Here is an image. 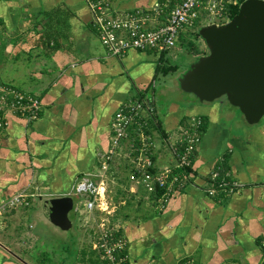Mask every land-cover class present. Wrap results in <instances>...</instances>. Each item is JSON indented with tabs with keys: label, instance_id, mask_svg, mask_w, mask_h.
<instances>
[{
	"label": "crops",
	"instance_id": "0c3cea01",
	"mask_svg": "<svg viewBox=\"0 0 264 264\" xmlns=\"http://www.w3.org/2000/svg\"><path fill=\"white\" fill-rule=\"evenodd\" d=\"M178 2L111 0L109 13L160 8L148 23L155 28ZM207 26L200 21L183 30L167 52L131 49L118 58L102 45L84 0H0V78L41 102L35 120L9 113L0 134V264L47 263L42 254H49L51 238L69 258L56 263L99 264L95 242L90 248L80 228L87 214L123 233L132 264L262 263L264 119L249 125L226 98L200 103L181 89L186 72L167 71L178 63L182 42L192 63L209 54L197 36ZM134 98L154 102L151 154L132 155L133 130L103 171L111 120ZM193 117L204 122L201 142L188 180L173 186L163 207L139 184V171L150 157L156 171L173 167L172 146ZM214 173L228 189L239 186L210 195ZM89 174L101 187L103 211L88 212L85 198L73 193ZM20 193L28 205L9 207ZM59 197L73 201L71 232L44 214L45 200Z\"/></svg>",
	"mask_w": 264,
	"mask_h": 264
},
{
	"label": "built area",
	"instance_id": "2783aa9c",
	"mask_svg": "<svg viewBox=\"0 0 264 264\" xmlns=\"http://www.w3.org/2000/svg\"><path fill=\"white\" fill-rule=\"evenodd\" d=\"M244 1L179 0L168 11L163 23L155 28H148V23L155 19V16L159 15L162 9L155 8V12L158 14L144 10H133L112 15L109 13L111 0H85L91 10L94 27L102 45L109 54L118 58L124 57L131 49L167 52L176 46L183 30L194 29L200 21L209 25L223 24L229 20L228 10L230 6H240ZM40 109L41 102L36 96L18 91L0 81V134L7 126L9 113L35 120ZM155 113L153 100L134 98L128 100L114 114L111 121V147L109 154L104 155L103 171L108 169V162L112 159V155L120 150L122 142L129 137L131 130L138 132L143 149L141 153L148 155L146 151L153 147L150 125L156 122L153 120ZM203 126L202 118L193 117L182 128L179 141L171 149L175 159L173 167H166L153 172L155 169L150 159L142 164L139 171V184L149 194L155 193L157 188H166V192L158 199L161 203L167 200L169 191L173 189L174 185L181 180H188L187 168L191 166L192 158L200 145ZM218 178L219 174L214 173L212 180L217 189L211 188L209 190L210 195H215L218 188H228V183ZM238 186L239 184L236 183L231 184L228 192H232ZM73 193L85 198V209L88 212H93L96 209L103 211L101 187L92 179L90 174L83 176L75 183ZM22 204L28 205L24 193L17 194L7 203L9 207ZM96 245L98 246L99 252H97L101 264H126L129 257L126 252V239L123 236L114 238L113 229H106L105 232H101L99 242ZM261 264H264V244Z\"/></svg>",
	"mask_w": 264,
	"mask_h": 264
},
{
	"label": "water",
	"instance_id": "95a60500",
	"mask_svg": "<svg viewBox=\"0 0 264 264\" xmlns=\"http://www.w3.org/2000/svg\"><path fill=\"white\" fill-rule=\"evenodd\" d=\"M209 54L189 67L181 89L200 103L221 98L237 108L249 125L264 119V0H245L223 24L200 31ZM44 214L56 226L71 229L70 197L45 200Z\"/></svg>",
	"mask_w": 264,
	"mask_h": 264
},
{
	"label": "rangeland",
	"instance_id": "374dc122",
	"mask_svg": "<svg viewBox=\"0 0 264 264\" xmlns=\"http://www.w3.org/2000/svg\"><path fill=\"white\" fill-rule=\"evenodd\" d=\"M192 32H193V35H195V31H192ZM201 38H202V36H201ZM182 45L183 46H180V52L178 55L179 57L177 59L178 63L173 64L175 66L174 69L176 71L175 76H178V74H180L179 73L180 71L183 73H185V72L188 73L189 67L192 64L193 59H194L191 54H188L187 51H185L186 50L184 48L185 44L183 42H182ZM170 97L174 98L175 96L172 95ZM223 118L226 119L227 117L223 116ZM140 161L143 162V160H139L138 158H136V160H134L133 162H140ZM144 162H146V161H144ZM137 169H139V168H137ZM50 199H52V198H50ZM89 215H91V214H87L84 216V218H83L84 221H82L83 224L80 228H82V229L86 228L87 229V230H85V232H87L88 237H90V239L89 238L87 239V242H88L90 248L93 247V243L95 242L94 243V245H95L94 250L95 251H93V249L91 251L92 254H94V252H96V250L99 252V250L97 249L98 246L96 244H98V242H99L100 233L105 232L106 229H108V227L106 225H108V223L111 224V222H109L110 221L109 219H106V220H103V222H100L101 217L96 215L97 217L94 218L93 215H91V216H89ZM68 231L71 232L70 229H68ZM82 232H83V230H82ZM91 241H92V245H91ZM49 243H50L49 244V254L45 255V250H44V252L42 254V256H43L42 262L43 263L47 262L45 264H59V263H56V259H60L61 257H63L64 261L67 263L69 258L66 255L60 254L62 246L58 244V241L51 238L49 240ZM86 248H89V247H86ZM92 260H94V259H92ZM93 264H95V263H93Z\"/></svg>",
	"mask_w": 264,
	"mask_h": 264
},
{
	"label": "trees",
	"instance_id": "16d2710c",
	"mask_svg": "<svg viewBox=\"0 0 264 264\" xmlns=\"http://www.w3.org/2000/svg\"><path fill=\"white\" fill-rule=\"evenodd\" d=\"M84 2H85V0H84ZM86 3V2H85ZM86 5H87V7H88V9H89V11H90V13H91V10H90V8H89V6H88V4L86 3ZM238 10H239V5H236V6H230V8H229V10H228V18L229 19H231L232 17H234L237 13H238ZM91 15H92V13H91ZM92 20H93V17H92ZM93 25H94V23H93ZM97 31V30H96ZM201 34H200V32L199 33H197V36L198 37H200L201 38V36H200ZM172 70H175L174 68H170V66L167 68V71L168 72H170V71H172ZM0 81L2 82V83H4V84H6V85H9V86H11V87H13L14 89H16V90H18V91H22V92H24L23 90H20L17 86H15V85H12V84H9V83H6V82H4L1 78H0ZM12 114V113H11ZM16 115V114H15ZM112 121V120H111ZM110 130H111V123H110ZM133 130H131V132H132ZM135 132H136V139H135V142H133V143H131V144H133V146L131 145V148L133 149L132 151V155H137V154H139V152H142L143 151V149H142V146H141V139H140V136L138 135V132L136 131V130H134ZM132 135H134V134H132ZM110 139H111V134H110ZM132 142V141H131ZM110 147H111V142H110ZM151 148L149 149V150H147L146 151V154H151ZM145 153V152H144ZM193 159V158H192ZM150 160L152 161V166H153V168H154V162H153V159H152V157H150ZM191 164H192V162H191ZM191 168V166L189 167V168H187V174L189 173V169ZM155 169V168H154ZM149 170H150V168H149ZM151 170H152V168H151ZM153 172H156V170H153ZM218 179H220V180H222L223 178H221L220 177V175H219V178ZM225 179H223V181H224ZM226 181V180H225ZM227 182V181H226ZM228 183V182H227ZM145 190V189H144ZM218 190L219 191H222V192H224L225 193V196H227L228 195V188H223V187H221V188H218ZM146 191V190H145ZM166 192V188H157V191L155 192V193H153V194H150V196H151V199H152V201L153 202H158V199H159V197H161L164 193ZM166 202V200L163 202V203H165ZM162 203V204H163ZM162 204H161V206H162ZM158 205V204H157ZM160 205V204H159ZM163 207H164V204H163ZM108 229H110V228H108ZM120 233L121 234H119V232H116L115 230H114V238H117V237H119L120 235H122L123 233L120 231ZM187 260H189V259H186V260H184V261H182V262H180V264H187L185 261H187ZM97 262H99V264H101V262H100V260L98 259V261ZM126 264H132L131 263V261H130V258L128 257V260H127V262H126Z\"/></svg>",
	"mask_w": 264,
	"mask_h": 264
},
{
	"label": "bare ground",
	"instance_id": "6f19581e",
	"mask_svg": "<svg viewBox=\"0 0 264 264\" xmlns=\"http://www.w3.org/2000/svg\"><path fill=\"white\" fill-rule=\"evenodd\" d=\"M104 190V189H103Z\"/></svg>",
	"mask_w": 264,
	"mask_h": 264
}]
</instances>
